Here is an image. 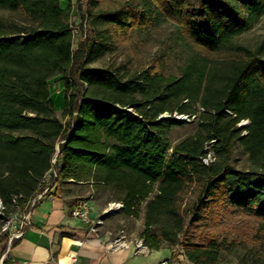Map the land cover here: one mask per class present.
<instances>
[{"label":"trees","instance_id":"trees-1","mask_svg":"<svg viewBox=\"0 0 264 264\" xmlns=\"http://www.w3.org/2000/svg\"><path fill=\"white\" fill-rule=\"evenodd\" d=\"M88 1V34L73 48L70 0H0V11L20 17L0 15V198L7 209H27L55 169L51 187L88 181L106 202H120L124 217L142 215L139 237L151 249L173 255L177 245L190 264H216L241 245L246 264H256L264 249V38L254 48L234 39L264 16V0H118L97 11L91 8L100 0ZM160 22H172L183 41L176 74H164L158 59L137 70L88 65ZM57 74L61 118L48 88ZM165 112L171 117L158 120ZM196 112V129L172 144L171 130L182 123L173 114ZM235 143L247 154L245 168L230 164ZM207 152L214 159L206 164ZM234 216L256 222L254 243L218 227Z\"/></svg>","mask_w":264,"mask_h":264},{"label":"rangeland","instance_id":"rangeland-1","mask_svg":"<svg viewBox=\"0 0 264 264\" xmlns=\"http://www.w3.org/2000/svg\"><path fill=\"white\" fill-rule=\"evenodd\" d=\"M118 0H100L96 7H92V11L99 9L113 8ZM71 7L67 12V19L73 27V48L77 46L79 41L83 40L88 34V26L86 19H84V13L88 10V0H70ZM62 6H66V2L62 1ZM0 15L7 19L20 20V17L7 11H0ZM264 38V16L248 30L238 35L234 42L247 45L251 48L256 45ZM180 40L179 34L177 33L176 26L172 22H160L151 28L144 30L133 31L130 35L117 45H112L107 51L102 53L97 59L90 62L88 65L93 67H101L107 64H121L126 63L130 69L137 70L152 64H155L164 74H176L177 66L181 63L185 56V49ZM158 59V63L156 61ZM48 88L50 97L57 106L56 115L61 118L62 107H59L60 101L63 102V87L60 80V75L57 74L48 80ZM63 104V103H62ZM175 118L181 120V124L174 126L171 130L170 139L172 144L180 138L192 133L196 129L198 112L195 115L188 116L187 114H173ZM165 118L171 117L168 112L162 114ZM184 118V119H182ZM246 120L241 121L239 124H246ZM212 144V143H210ZM207 143V147L210 146ZM230 164L237 168H245L248 165L247 154L235 143L230 152ZM53 174L50 172L47 175L46 183L49 184L53 181ZM69 184H75L72 181H63L60 183L65 189L64 193H70L71 187ZM92 185V184H91ZM76 187V184H75ZM81 197L89 198L92 200V206L99 211L101 214L105 212L111 202H106V194L97 190L93 186L87 187L85 184L80 192ZM191 194L185 197V200H191ZM187 216L188 212L185 210ZM142 215L135 218L124 217L121 213L117 212L108 215L98 225L96 229L105 230L109 228L111 230V236H115L118 233L123 234L127 239H131L139 236V232L142 229ZM219 228L231 229L228 237L237 235L238 237L244 236L246 243H254L252 235L254 233L256 222L251 219L243 217H229L227 222H222L218 225ZM258 243V242H257ZM261 245V243H259ZM264 246V244H262ZM179 249V246L176 245ZM246 249L239 245L234 247L232 250H224L222 259L216 264H246L249 256L246 255ZM257 263L264 264V249L261 253H257Z\"/></svg>","mask_w":264,"mask_h":264},{"label":"crops","instance_id":"crops-1","mask_svg":"<svg viewBox=\"0 0 264 264\" xmlns=\"http://www.w3.org/2000/svg\"><path fill=\"white\" fill-rule=\"evenodd\" d=\"M51 172L55 177V169ZM68 181L76 184L68 185L70 193H64L66 188L55 183L48 186L49 194L37 198L30 209L31 225L8 251V264H161L164 260L167 264H190L181 252L172 255L167 247L142 253L132 248H111L109 228L92 229L91 224L71 216L82 187L87 184L91 188V182ZM101 212L92 206L90 216L94 220Z\"/></svg>","mask_w":264,"mask_h":264},{"label":"built area","instance_id":"built-area-1","mask_svg":"<svg viewBox=\"0 0 264 264\" xmlns=\"http://www.w3.org/2000/svg\"><path fill=\"white\" fill-rule=\"evenodd\" d=\"M212 141L213 140L209 141L208 144ZM213 159L214 157L211 152H207L202 156V160L206 164L213 161ZM52 183L53 182L51 181L45 186L42 192L37 194L36 197L29 202L27 209L25 210H20L17 206L14 211H9L0 198V264H3V260L7 257V253L15 241L20 239L23 236L25 229L31 225L30 209L33 207L35 200L43 195L48 189V186ZM121 206L122 204L118 201L111 202L105 212L93 220L90 216L92 208L91 200L89 198H79L71 209V216L81 220L83 223L91 224L92 229H96L103 219L108 216H104L107 211H112L109 215L117 213L120 211ZM110 247L114 249L121 247L132 248L135 253L146 252L149 249L148 245H146L139 236L127 239L121 233H118L111 238ZM175 248L181 252L180 249L177 247ZM161 264H167V261L164 260Z\"/></svg>","mask_w":264,"mask_h":264},{"label":"water","instance_id":"water-1","mask_svg":"<svg viewBox=\"0 0 264 264\" xmlns=\"http://www.w3.org/2000/svg\"><path fill=\"white\" fill-rule=\"evenodd\" d=\"M162 118H163V116L160 115V116L158 117V120H161ZM182 119H184V118H182ZM239 125H240V124H239ZM111 212H112V211H107V212L104 214V216L109 215Z\"/></svg>","mask_w":264,"mask_h":264}]
</instances>
